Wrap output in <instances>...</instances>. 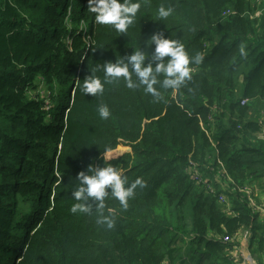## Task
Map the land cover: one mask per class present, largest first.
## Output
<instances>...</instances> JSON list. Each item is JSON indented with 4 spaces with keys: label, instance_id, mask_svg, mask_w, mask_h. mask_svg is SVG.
I'll return each instance as SVG.
<instances>
[{
    "label": "trees",
    "instance_id": "16d2710c",
    "mask_svg": "<svg viewBox=\"0 0 264 264\" xmlns=\"http://www.w3.org/2000/svg\"><path fill=\"white\" fill-rule=\"evenodd\" d=\"M140 4L120 33L87 0H0V264H241L242 239L264 264V0ZM157 32L203 56L191 80L159 100L122 77L80 90ZM89 165L146 181L126 210L106 197L112 229L70 211Z\"/></svg>",
    "mask_w": 264,
    "mask_h": 264
},
{
    "label": "clouds",
    "instance_id": "9594fccd",
    "mask_svg": "<svg viewBox=\"0 0 264 264\" xmlns=\"http://www.w3.org/2000/svg\"><path fill=\"white\" fill-rule=\"evenodd\" d=\"M89 11L95 13V20L99 24L112 25L120 33L127 32L129 26L133 25L138 11L140 0H87ZM158 17L166 19L173 14V8L163 4L158 8ZM154 44L151 53L141 49L134 50L130 55L122 57L115 62H105L103 65H96L91 74L83 79L80 90L84 94L95 96L104 92L105 84L118 81L121 77L126 86L130 89L143 87L145 93L151 94L157 100L161 93L156 85L164 89H178L187 80L192 79L193 69L191 64H200L203 60L201 54L190 56L183 43L178 39L166 38L162 33L157 32L148 39L147 46ZM241 57H246L245 46H240ZM167 57L165 60L164 58ZM146 59L150 61L145 64ZM152 61H155L153 66ZM103 70V78L97 76L96 71ZM135 75L136 79H133ZM163 79H159L160 76ZM101 119H107L111 113L107 104H101L97 108ZM79 182L72 192L76 201L70 211L72 213H91L93 209L99 214L97 223L106 225L108 229L115 227V218L111 213L104 215L105 199L109 195L119 201L123 209L129 207V199L135 195V190L144 188L146 181L137 177L129 182L127 176L121 170L112 165L102 167L88 166L87 171L77 174ZM108 189L111 191L109 192ZM95 202V208L93 203Z\"/></svg>",
    "mask_w": 264,
    "mask_h": 264
},
{
    "label": "rangeland",
    "instance_id": "374dc122",
    "mask_svg": "<svg viewBox=\"0 0 264 264\" xmlns=\"http://www.w3.org/2000/svg\"><path fill=\"white\" fill-rule=\"evenodd\" d=\"M260 137V139H263L264 140V137L263 135L259 134L258 135ZM129 148L128 147H120L119 150L120 151H126L128 150ZM258 238H259V235H257L255 237V240L253 241V245L251 246V249H254L255 248V244L258 242ZM245 244V243H244ZM242 251V262L241 264H253L254 262L250 259L249 255H247V252L249 251V246L248 244L243 247V250Z\"/></svg>",
    "mask_w": 264,
    "mask_h": 264
},
{
    "label": "built area",
    "instance_id": "2783aa9c",
    "mask_svg": "<svg viewBox=\"0 0 264 264\" xmlns=\"http://www.w3.org/2000/svg\"><path fill=\"white\" fill-rule=\"evenodd\" d=\"M245 101H246L245 99H242L240 103L243 104V103H245ZM210 117H211V115H210ZM200 121H201V119H200ZM200 124H201V122H200ZM258 208L260 209V211L262 213H264V206H258Z\"/></svg>",
    "mask_w": 264,
    "mask_h": 264
},
{
    "label": "crops",
    "instance_id": "0c3cea01",
    "mask_svg": "<svg viewBox=\"0 0 264 264\" xmlns=\"http://www.w3.org/2000/svg\"><path fill=\"white\" fill-rule=\"evenodd\" d=\"M247 245V241L245 240V239H242V246L244 247L245 246V244ZM243 247L241 248L242 250H243ZM241 252V254H242V251H240ZM247 255H249V251L247 252Z\"/></svg>",
    "mask_w": 264,
    "mask_h": 264
},
{
    "label": "water",
    "instance_id": "95a60500",
    "mask_svg": "<svg viewBox=\"0 0 264 264\" xmlns=\"http://www.w3.org/2000/svg\"><path fill=\"white\" fill-rule=\"evenodd\" d=\"M251 259V258H250ZM254 264V263H253Z\"/></svg>",
    "mask_w": 264,
    "mask_h": 264
}]
</instances>
